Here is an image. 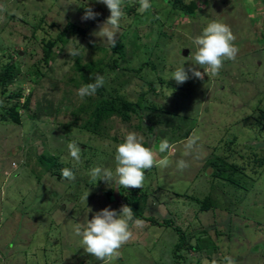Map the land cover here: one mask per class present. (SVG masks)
<instances>
[{
	"label": "rangeland",
	"instance_id": "1",
	"mask_svg": "<svg viewBox=\"0 0 264 264\" xmlns=\"http://www.w3.org/2000/svg\"><path fill=\"white\" fill-rule=\"evenodd\" d=\"M192 1L194 16L177 10L175 0H152L144 14L137 0H125L111 48L96 35L110 15L96 0H0V69L13 63L19 72L8 89L0 87V264H226L225 256L235 264H264V166L255 161L264 156V0H183ZM86 6L99 13L95 20L82 21ZM212 21L230 26L239 49L235 61H225L216 76L178 85L171 74L183 64L186 71L192 67V38ZM68 23L75 30L45 61L47 43ZM72 47L79 56H69ZM78 62L102 63L110 95L135 103L145 93L139 114L113 115L99 133L83 128L88 114L81 107L98 94L77 95L88 83ZM17 93L20 123L4 118ZM132 131L169 166L146 171L142 189L95 183L90 170H114L115 145ZM189 137L198 138L190 153L184 148ZM165 139L170 150L160 153ZM70 142L82 149L79 163L69 154ZM42 155L71 169L75 180H64L63 168L49 169ZM217 155L244 167L235 175L241 186L213 175L209 160ZM179 160L189 167L178 169ZM88 192L86 203L81 197ZM133 193L143 196L145 217L134 216L142 225L131 227L118 259L96 260L84 251L77 227L106 207L119 212L127 205L123 195ZM177 227L195 249L176 253Z\"/></svg>",
	"mask_w": 264,
	"mask_h": 264
},
{
	"label": "clouds",
	"instance_id": "2",
	"mask_svg": "<svg viewBox=\"0 0 264 264\" xmlns=\"http://www.w3.org/2000/svg\"><path fill=\"white\" fill-rule=\"evenodd\" d=\"M96 2L105 5L110 12L109 17L100 26L96 35L106 40L111 48L115 47V37L119 31L120 21L125 15L123 11L125 0H96ZM137 2L138 12L141 14L148 13L153 8L152 0H137ZM4 11V6L0 5V13ZM98 15L99 13L86 6L81 19L82 21L95 20ZM3 19V15H0V20ZM235 40L236 37L227 24L219 21L208 23L199 35L192 38L191 43L195 48L191 62L192 67L186 71L183 67L184 64L181 65L171 74L170 80H174L179 85L190 78L203 80L205 75H218L223 69L225 61H235L237 57L239 49L235 45ZM67 52L70 57L80 55V51L76 47L68 49ZM198 69H203V72ZM189 73H191V77ZM105 82V77L97 74L94 82L86 83L77 90V95L81 99L86 96H94L97 90L105 85ZM197 139V137H189L184 142L186 152L190 153L194 149ZM67 147L71 158L79 163L81 147L75 142H70ZM170 147L168 140H161L158 151L165 153L170 150ZM114 160V170L94 167L90 170V178L95 183L102 180L119 189H142L146 171L153 167L166 168L170 163L166 156L157 161L153 148L144 146V136L135 131L125 133L123 142L115 145ZM187 167L189 165L185 160L177 161L178 169L184 170ZM61 177L67 181H74L76 178L69 168L61 170ZM88 196L89 192L81 199L87 203ZM142 223V220L134 217L133 209L128 205H122L119 212L106 207L96 212L90 220L87 219L83 229L77 227L76 234L81 237V244L86 253L98 261L107 262L119 258V250L131 238V227L133 225L139 227ZM224 259L226 264H235V261L229 256H225Z\"/></svg>",
	"mask_w": 264,
	"mask_h": 264
},
{
	"label": "trees",
	"instance_id": "3",
	"mask_svg": "<svg viewBox=\"0 0 264 264\" xmlns=\"http://www.w3.org/2000/svg\"><path fill=\"white\" fill-rule=\"evenodd\" d=\"M174 7L177 10H180L185 15L194 16L195 15V9L197 8L196 2L192 1L189 5H185L183 0H175ZM75 30V25L68 23L62 33L58 35V37L53 40L49 41L47 43V47L45 49V61H48V59L51 57L52 54V48L57 42L64 43L66 41V35L68 30ZM92 45L95 47L98 46L96 42L92 41ZM100 49H105L102 45L98 46ZM117 61H115L113 67H115ZM101 62L97 65H82L80 62H78V67L81 71V76L87 78V82L91 83L94 82V78L97 74L102 75V67ZM37 72H39V69H37ZM19 72L15 70V65L13 63H9L6 66H3L0 69V87L5 91L8 89V87L16 80ZM153 87V84H151V88ZM97 98L96 99H89L88 105L81 107V110L88 114V118L85 121V123L82 125L83 128L92 130L94 132H101L102 131V125L101 123L108 119L109 117L113 115H120L124 119H128L131 113H137L139 114L138 108L141 109V100H144L145 93H141L139 96V99L137 102L133 103L129 101L128 99L123 98L122 96H113L108 94L104 88H100L97 90ZM16 101L15 103H10L9 106H7L6 113L7 115L4 116V118L12 119L16 123L21 122V117L19 114L18 105L20 104L21 94L17 93L15 94ZM30 102V97H27L25 99V102L22 104V107L28 108ZM8 116V117H7ZM42 157L45 159V161L48 160L49 169H62L64 166L62 163L56 161V159L47 156L42 155ZM255 161L257 164L264 166V156L261 158H256ZM209 164L213 167V175L227 179L231 182H233L237 186H241L240 179H236L235 175L237 172H242L241 170H244V167L240 166L237 167L236 165H233L232 163H228L226 161V158L223 156H214L209 160ZM260 170L255 171V173H259ZM112 189L105 190L106 194L108 196L111 195ZM141 198L143 196H138L137 194L133 193L132 196L130 195H123L122 199L123 202H125L128 206L132 207L134 216L136 218H144V214L141 211ZM211 197H207L205 200L206 203L204 206L206 208H210L212 205V201H210ZM204 208V207H203ZM153 223L155 224H161L156 218L151 217L149 218ZM177 230L180 232V242L176 244V253H178L179 250L182 249H195V247L189 242V240L186 238V234L177 227ZM180 256V254L178 255Z\"/></svg>",
	"mask_w": 264,
	"mask_h": 264
}]
</instances>
